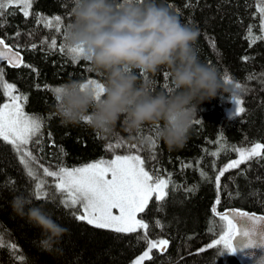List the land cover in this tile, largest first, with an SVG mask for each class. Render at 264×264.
<instances>
[{
	"label": "trees",
	"instance_id": "1",
	"mask_svg": "<svg viewBox=\"0 0 264 264\" xmlns=\"http://www.w3.org/2000/svg\"><path fill=\"white\" fill-rule=\"evenodd\" d=\"M157 2L167 7L182 24L198 29L196 48L199 59L214 66L222 82L225 76L232 80L231 84H225L227 91L198 106L194 121L200 120L201 123L193 121L189 138L182 148L169 150L155 136L152 129L157 126L152 124L130 132L118 122L110 133L103 134L83 120L75 125L61 122L56 95L51 89L70 80L82 83L88 79L101 83L104 80L91 69L90 62L80 59L73 63L66 50L60 51L64 32L73 19L74 0H33L28 17L15 7L5 10L0 17L3 25L0 26V35L24 54L25 62L19 68L0 63L3 81L14 84L16 91L27 97L24 102L26 111L43 120L40 143H30L27 147L36 157L30 164L36 167L39 177H43V167L51 170L61 164L69 168L79 167L111 157L114 153L107 149V145L115 142L114 136L125 141V147L115 154H127L126 149L134 144L146 147V144L140 145L139 138H155L153 154L156 159L146 161L147 167L158 170L163 178L171 174L178 187L174 191L169 187L161 210H157L153 198L145 212L139 213L149 225L146 230L149 240H169L166 251L153 249L157 254L147 259V264H241L235 254L224 252L218 255V248L200 253L199 249L218 238L220 221L211 212L217 198L215 176L231 160L238 158L233 149L250 148L257 142L264 144V76L261 75L264 73V39L251 43L248 32L252 26L251 35H261L258 13L261 5L258 0ZM38 16L41 18L39 23ZM56 16H60L63 22L60 31L56 30L53 19ZM44 18L52 21L51 27L46 26ZM53 39L57 42L56 48L50 47ZM165 72L167 70L162 68L155 77L154 91H167L165 84L172 87L169 75L162 78ZM139 75L145 79L143 74ZM250 76L254 78L249 79ZM237 83L247 89L239 93L246 109L239 117L232 115V96L237 93ZM6 98L0 88V105ZM61 147L64 154L60 152ZM211 152H219V155L214 157ZM139 154L147 156L146 152ZM186 164L191 167H182ZM201 172L205 175L202 176ZM49 180L48 184H52V178ZM34 184L35 181L26 174L20 154L10 143L0 139V236L3 238L0 264H22L17 259L21 255L26 258L24 264H131L147 250V242L142 238L145 230L125 234L96 229L76 220L73 210L63 207L59 198L55 202L36 200L32 195ZM16 195L26 196L31 201L29 206L43 208L58 224L68 229L51 250L40 244L44 238L41 229L13 210L12 201ZM219 196V211L241 208L264 213V159L254 158L241 164L240 168L226 172L221 177ZM157 221L161 226H156ZM11 244L17 246L15 253Z\"/></svg>",
	"mask_w": 264,
	"mask_h": 264
},
{
	"label": "clouds",
	"instance_id": "2",
	"mask_svg": "<svg viewBox=\"0 0 264 264\" xmlns=\"http://www.w3.org/2000/svg\"><path fill=\"white\" fill-rule=\"evenodd\" d=\"M72 15L66 43L83 50L91 69L103 76L104 90L97 99L81 81L61 85L57 112L66 125L88 116L95 130L107 134L118 122L130 132L152 124L157 139L175 150L187 142L198 106L227 91L217 69L199 59L198 29L157 0H74ZM162 68L171 78L170 92L152 88ZM30 204L24 195L12 201L18 215L41 229V246L51 250L68 229ZM255 264H264V255Z\"/></svg>",
	"mask_w": 264,
	"mask_h": 264
},
{
	"label": "snow or ice",
	"instance_id": "3",
	"mask_svg": "<svg viewBox=\"0 0 264 264\" xmlns=\"http://www.w3.org/2000/svg\"><path fill=\"white\" fill-rule=\"evenodd\" d=\"M32 3L33 0H0V17L5 14L6 9L13 7L18 8L25 17H28ZM258 3L261 5L258 7L261 35L258 37L252 36V26H249L248 32L251 43H255L257 39H264V0H258ZM44 19L46 26L51 27L52 21ZM53 19L55 20L56 30L60 31L63 23L61 17L56 16ZM40 20L41 18L38 16L37 22L39 23ZM0 26H3L2 23H0ZM66 40L67 34L65 30L64 43L60 45V51L64 52L66 50L67 54L71 56L73 63L78 62L80 59H85L83 50L69 46ZM56 46L57 42L53 39L50 47L56 48ZM213 46H215L214 43ZM33 48H35V45H33ZM243 59L248 60L249 58L244 57ZM0 60L8 61L13 67H19L23 63L19 53L12 51L3 39H0ZM25 66L27 67L28 65ZM88 70L90 71L91 69ZM261 75L264 76V73ZM167 77L168 74L165 72L162 78L166 79ZM252 78L254 77H249V79ZM224 83L231 84L232 80L225 76ZM89 85L94 88L97 99H99L103 95L104 84L95 79H88L87 82L81 84V88H87ZM235 87L237 93L232 96L234 104L232 115L239 117L246 111L244 100L239 93L247 91V89L242 87L240 83H237ZM0 88L3 89L4 95L8 97V102L0 105V139L10 143L14 151L20 154V161L25 167L26 174L35 181L32 195L36 200L55 202L59 198V203L63 207L73 210L72 214L76 220L86 222L96 229L125 234L145 230V235L142 238L147 242V250L134 261V264H142L145 259H151L150 253L153 249H159L161 252L167 250L169 240H149L146 235V230L149 227L148 223L144 221L143 217L137 218L138 213L145 212L153 196H155L157 210H161L163 202L168 196L169 187L171 186L173 191L177 190L178 187L171 179V174H168L167 178H163L158 170H152L147 167L146 161L156 159L153 154L156 140L153 136L139 138L140 145L146 144V147L131 145L129 149H126L129 154L124 155L115 154L118 149L125 147V141L119 136H114L115 142L107 145V149L114 153V158L110 160L100 159L80 167L71 168L61 164L57 166L56 170L43 167V176L50 177L53 181L52 184H48L31 167L30 161L35 160L36 157L27 148L30 143L35 145L40 143L43 120L38 116L25 113L22 102H26L27 97L13 94L16 89L14 85L3 81L2 70H0ZM164 88L169 92L172 91V87L168 84H165ZM51 91L56 94L57 100L58 94L62 89L56 87L51 89ZM90 120L91 118L88 116L83 119L88 124ZM194 123L200 124L201 121L196 120ZM152 131L155 132L156 136V128H153ZM49 136H51V133H49ZM233 150L237 153L238 158L231 160L215 176L217 198L211 208V212L220 221L217 233L218 238L214 239L206 247L199 249L200 253L208 249L218 248V255H223L224 252L230 255L235 254L236 248L233 241L240 234V229L234 222L236 217L247 218L252 224L253 231L251 233L249 231L243 233L245 237L249 238L244 247L257 246V242L252 238V235L254 234L255 226L264 222V215L235 209L219 211L218 206L220 205L221 177L230 169H238L241 164H246L254 158L264 159V144L257 142L250 148H235ZM60 152L64 154L62 147ZM142 152H146L147 156L139 154ZM210 155L215 157L219 155V152H211ZM182 167H191V165L186 164L182 165ZM201 175L204 176L205 173L201 172ZM188 191H192V189H188ZM229 195L231 196L232 194L229 193ZM113 210H117V213H114ZM156 226H161L159 221L156 222ZM2 244L3 238L0 236V245ZM261 244L264 245V239L261 240ZM160 246L163 247L161 248ZM10 247L15 253L17 246L11 244ZM17 259L22 264L26 262V258L22 255L17 257Z\"/></svg>",
	"mask_w": 264,
	"mask_h": 264
},
{
	"label": "water",
	"instance_id": "4",
	"mask_svg": "<svg viewBox=\"0 0 264 264\" xmlns=\"http://www.w3.org/2000/svg\"><path fill=\"white\" fill-rule=\"evenodd\" d=\"M0 39H3L5 44L8 45L12 49V51L19 53L23 61V63H21V65L19 66L21 67L25 62L24 54L21 51L15 49L1 35H0ZM0 63H7L9 66H11L6 60H0ZM11 67L19 68L13 66ZM231 209L247 211L249 213H255L257 215H264V213H258L256 211H251L247 209H241V208H231ZM234 222L237 224L238 228L240 229V234L237 235L233 241L234 247L236 248L235 256L237 257V259L241 264H255V259L260 257L261 255H264V245L261 244V240L264 239V222H261L260 224L255 226L254 234L252 235V238L257 242V246L248 247V248H245L244 244L247 243L249 238L245 237L243 233L245 231H249L250 233L253 231L251 222L247 218H240V217L234 218Z\"/></svg>",
	"mask_w": 264,
	"mask_h": 264
},
{
	"label": "rangeland",
	"instance_id": "5",
	"mask_svg": "<svg viewBox=\"0 0 264 264\" xmlns=\"http://www.w3.org/2000/svg\"><path fill=\"white\" fill-rule=\"evenodd\" d=\"M6 83H8V84H12V83H9V82H6ZM12 85H14V84H12ZM13 94H14V95H21V94L19 93V91H16V92L13 93ZM6 102H8V97L6 98V100H5L3 103H6ZM3 103H2V104H3ZM2 104H1V105H2ZM22 106H23V109H24L25 113L30 115V113H28V112L26 111L25 107H24V102H22ZM27 147H28V146H27ZM117 154L124 155L125 153H124V154H123V153H117ZM127 154H128V153H127ZM113 158H114V155H112L111 157H108V158L105 159V160H110V159H113ZM94 162H96V161H94ZM91 163H92V162H91ZM30 165H31V164H30ZM82 166H83V165H82ZM31 167L34 168L35 170H37L36 167H33L32 165H31ZM77 167H78V166H77ZM79 167H80V166H79ZM36 173H37V172H36ZM40 178H41V179H45L48 183H50L49 177H44V176H43V177H40ZM153 198H155V196H153V197L150 199V201H151ZM113 211H114V213H117V210H113ZM140 216L142 217V215L138 213V214H137V218H141ZM152 253H153V254H152ZM152 253H150V256L152 255L151 258H152L154 255L157 254V253L155 252V250H153ZM136 259H137V258H136ZM136 259H135V260H136ZM135 260H133L131 264H134V261H135ZM146 260H147V259H145V260L142 262V264H147V263H146Z\"/></svg>",
	"mask_w": 264,
	"mask_h": 264
}]
</instances>
